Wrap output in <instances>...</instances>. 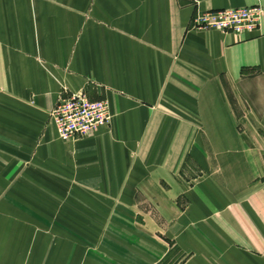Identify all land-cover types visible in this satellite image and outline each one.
Wrapping results in <instances>:
<instances>
[{"label": "crops", "instance_id": "0c3cea01", "mask_svg": "<svg viewBox=\"0 0 264 264\" xmlns=\"http://www.w3.org/2000/svg\"><path fill=\"white\" fill-rule=\"evenodd\" d=\"M255 6L0 0V172L66 170L101 238L74 264H264V13L252 33L194 27ZM227 84L258 95L261 129L241 131ZM80 92L109 102L111 128L63 142L50 113Z\"/></svg>", "mask_w": 264, "mask_h": 264}, {"label": "rangeland", "instance_id": "374dc122", "mask_svg": "<svg viewBox=\"0 0 264 264\" xmlns=\"http://www.w3.org/2000/svg\"><path fill=\"white\" fill-rule=\"evenodd\" d=\"M226 88L241 119V131L261 129L262 111L254 107L261 101L258 95L234 85ZM36 160L16 159L11 172H0V263L74 264L75 256L79 258L101 239L90 227L91 219H86L90 206L75 199L66 170L38 171L43 166ZM190 166L194 170L189 169L192 173L185 178L189 182L200 176V170ZM165 241L174 245L168 238ZM181 260L174 250L169 264Z\"/></svg>", "mask_w": 264, "mask_h": 264}, {"label": "built area", "instance_id": "2783aa9c", "mask_svg": "<svg viewBox=\"0 0 264 264\" xmlns=\"http://www.w3.org/2000/svg\"><path fill=\"white\" fill-rule=\"evenodd\" d=\"M263 13L261 6L208 11L195 18L194 27L224 33H252L259 30ZM50 119L61 141L74 142L110 128L112 116L107 100L94 101L86 92H80L60 99Z\"/></svg>", "mask_w": 264, "mask_h": 264}]
</instances>
